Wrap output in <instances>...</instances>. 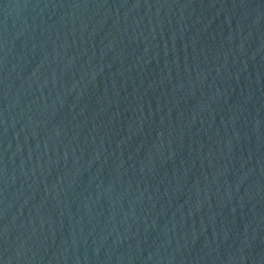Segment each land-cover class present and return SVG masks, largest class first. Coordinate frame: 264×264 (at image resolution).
<instances>
[{"label":"water","instance_id":"obj_1","mask_svg":"<svg viewBox=\"0 0 264 264\" xmlns=\"http://www.w3.org/2000/svg\"><path fill=\"white\" fill-rule=\"evenodd\" d=\"M0 264H264V0H0Z\"/></svg>","mask_w":264,"mask_h":264}]
</instances>
